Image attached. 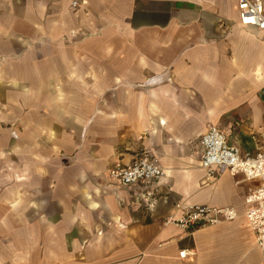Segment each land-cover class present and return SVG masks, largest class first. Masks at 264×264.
Here are the masks:
<instances>
[{
  "label": "crops",
  "instance_id": "0c3cea01",
  "mask_svg": "<svg viewBox=\"0 0 264 264\" xmlns=\"http://www.w3.org/2000/svg\"><path fill=\"white\" fill-rule=\"evenodd\" d=\"M73 1L0 0V264H262L254 184L208 178L200 138L264 150V30L236 0ZM143 154L152 208L108 176ZM176 202L240 215L185 230Z\"/></svg>",
  "mask_w": 264,
  "mask_h": 264
},
{
  "label": "built area",
  "instance_id": "2783aa9c",
  "mask_svg": "<svg viewBox=\"0 0 264 264\" xmlns=\"http://www.w3.org/2000/svg\"><path fill=\"white\" fill-rule=\"evenodd\" d=\"M81 3L86 1L81 0ZM238 20L241 25L264 30V0H236ZM77 0L72 2L75 6ZM201 166L211 178L223 172L233 177L241 176L242 180L250 181L254 186L245 197L243 215L248 221L254 235L255 243L261 252L264 264V150L254 154L229 142L225 130L210 124L201 135ZM165 175V169L159 160L149 154H143L129 163L116 161L108 170L110 180L121 187L132 189L141 187L142 197L151 208L155 206L153 199L159 181ZM177 213L165 217V224H172L185 230L203 228L232 221L239 217L234 206H210L206 204L183 205L176 202ZM191 254L182 250L180 256L185 258ZM123 264V263H120Z\"/></svg>",
  "mask_w": 264,
  "mask_h": 264
},
{
  "label": "rangeland",
  "instance_id": "374dc122",
  "mask_svg": "<svg viewBox=\"0 0 264 264\" xmlns=\"http://www.w3.org/2000/svg\"><path fill=\"white\" fill-rule=\"evenodd\" d=\"M257 95L264 98V88L262 90H258ZM236 115L239 116V114H236ZM193 151H194V149H193Z\"/></svg>",
  "mask_w": 264,
  "mask_h": 264
}]
</instances>
